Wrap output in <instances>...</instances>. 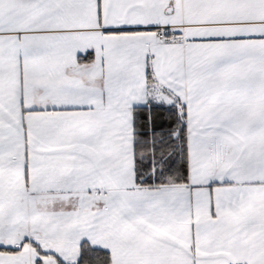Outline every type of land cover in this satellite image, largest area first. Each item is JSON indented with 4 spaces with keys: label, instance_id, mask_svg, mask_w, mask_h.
I'll list each match as a JSON object with an SVG mask.
<instances>
[{
    "label": "snow or ice",
    "instance_id": "1",
    "mask_svg": "<svg viewBox=\"0 0 264 264\" xmlns=\"http://www.w3.org/2000/svg\"><path fill=\"white\" fill-rule=\"evenodd\" d=\"M0 264H264V0H0Z\"/></svg>",
    "mask_w": 264,
    "mask_h": 264
}]
</instances>
